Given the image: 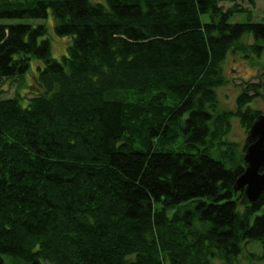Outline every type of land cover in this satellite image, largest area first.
<instances>
[{
	"label": "trees",
	"instance_id": "trees-1",
	"mask_svg": "<svg viewBox=\"0 0 264 264\" xmlns=\"http://www.w3.org/2000/svg\"><path fill=\"white\" fill-rule=\"evenodd\" d=\"M219 1L0 0V18L50 9L71 36L55 58L46 24L0 23V78L43 61L26 104L0 91V264H233L264 242V191L241 201L244 151L224 139L260 90L234 111L216 90L237 40L264 52V20Z\"/></svg>",
	"mask_w": 264,
	"mask_h": 264
},
{
	"label": "rangeland",
	"instance_id": "rangeland-1",
	"mask_svg": "<svg viewBox=\"0 0 264 264\" xmlns=\"http://www.w3.org/2000/svg\"><path fill=\"white\" fill-rule=\"evenodd\" d=\"M224 12H229L228 22L236 21H263L264 20V0H220ZM208 14L203 15V20H208ZM25 21L34 25L44 23L48 27L47 36L51 41V53L55 58H61L67 52V45L71 41V36L59 35L55 31V18L49 9L46 17L38 18H0V23H14ZM253 38L245 35L237 40L234 51H229L223 62V74L226 82L217 87V93L220 100V110H235L237 107L236 99L240 91L248 90L247 86H253L257 83L260 93L255 94L251 105L264 113V52L255 54L252 50ZM234 44V45H235ZM247 51V57H242L241 50ZM41 58L32 56L30 59L29 69L25 72L22 79L20 77H3L0 78L1 96H21V102L27 103L28 96H32V91H36L34 77L37 75L38 66L42 65ZM247 128L243 126L236 115L230 116V126L227 129L226 140L234 141L237 146L231 151L238 156L244 151L247 139ZM223 149L226 146L223 145ZM214 154V152H213ZM233 264H264V242L260 240H251L246 243L242 251L231 258ZM230 261V262H231ZM216 264H229L221 258L214 259ZM5 264H14L9 256L5 258ZM22 264V263H19ZM42 264H52L44 261Z\"/></svg>",
	"mask_w": 264,
	"mask_h": 264
},
{
	"label": "water",
	"instance_id": "water-1",
	"mask_svg": "<svg viewBox=\"0 0 264 264\" xmlns=\"http://www.w3.org/2000/svg\"><path fill=\"white\" fill-rule=\"evenodd\" d=\"M252 137L243 154V172L237 177L233 188L242 190L244 203H255L264 191V113L259 114L247 130Z\"/></svg>",
	"mask_w": 264,
	"mask_h": 264
},
{
	"label": "bare ground",
	"instance_id": "bare-ground-1",
	"mask_svg": "<svg viewBox=\"0 0 264 264\" xmlns=\"http://www.w3.org/2000/svg\"><path fill=\"white\" fill-rule=\"evenodd\" d=\"M250 138H252V137H250ZM242 164H243V162H242ZM243 167H244V164H243ZM235 191H238V190H235Z\"/></svg>",
	"mask_w": 264,
	"mask_h": 264
}]
</instances>
